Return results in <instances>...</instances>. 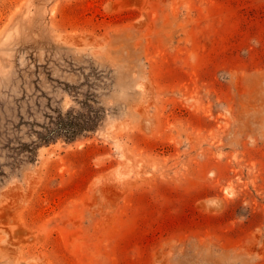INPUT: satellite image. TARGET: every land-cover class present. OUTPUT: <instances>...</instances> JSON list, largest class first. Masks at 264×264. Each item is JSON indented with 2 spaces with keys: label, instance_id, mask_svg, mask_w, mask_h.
Masks as SVG:
<instances>
[{
  "label": "rangeland",
  "instance_id": "rangeland-1",
  "mask_svg": "<svg viewBox=\"0 0 264 264\" xmlns=\"http://www.w3.org/2000/svg\"><path fill=\"white\" fill-rule=\"evenodd\" d=\"M70 108L0 152V264H264V0H0L1 141Z\"/></svg>",
  "mask_w": 264,
  "mask_h": 264
},
{
  "label": "trees",
  "instance_id": "trees-1",
  "mask_svg": "<svg viewBox=\"0 0 264 264\" xmlns=\"http://www.w3.org/2000/svg\"><path fill=\"white\" fill-rule=\"evenodd\" d=\"M73 113L74 108H70L67 110L65 116H60V113L58 116L50 115L49 121L43 123L40 129H37L34 123H29L26 132L28 135L34 137L29 142L19 141L17 147L11 146L10 139L7 137L2 142V133L7 132V129L3 132L0 130V152L6 148L8 150L7 155L12 158L10 164L12 167H15L23 160H33L40 145L54 141L59 136L72 139L81 135L83 131L89 132L95 130L103 115L101 113L98 116V114L94 115L90 112L87 115L77 116ZM14 127L19 128L18 125Z\"/></svg>",
  "mask_w": 264,
  "mask_h": 264
}]
</instances>
